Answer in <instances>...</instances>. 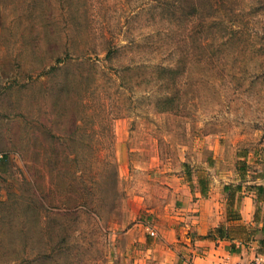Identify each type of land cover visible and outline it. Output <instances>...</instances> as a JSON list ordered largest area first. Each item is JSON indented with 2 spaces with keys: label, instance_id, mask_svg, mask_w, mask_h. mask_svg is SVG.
<instances>
[{
  "label": "rangeland",
  "instance_id": "374dc122",
  "mask_svg": "<svg viewBox=\"0 0 264 264\" xmlns=\"http://www.w3.org/2000/svg\"><path fill=\"white\" fill-rule=\"evenodd\" d=\"M134 157L264 179V0H0V264H130Z\"/></svg>",
  "mask_w": 264,
  "mask_h": 264
},
{
  "label": "crops",
  "instance_id": "0c3cea01",
  "mask_svg": "<svg viewBox=\"0 0 264 264\" xmlns=\"http://www.w3.org/2000/svg\"><path fill=\"white\" fill-rule=\"evenodd\" d=\"M137 159L131 160L147 169L150 184L160 173V219L156 237L137 229L140 242L130 264H264V179L223 174L206 160L157 159L144 166Z\"/></svg>",
  "mask_w": 264,
  "mask_h": 264
},
{
  "label": "built area",
  "instance_id": "2783aa9c",
  "mask_svg": "<svg viewBox=\"0 0 264 264\" xmlns=\"http://www.w3.org/2000/svg\"><path fill=\"white\" fill-rule=\"evenodd\" d=\"M146 229L150 235H156V232L154 229H152L150 226H146ZM235 264H242V263H235Z\"/></svg>",
  "mask_w": 264,
  "mask_h": 264
},
{
  "label": "trees",
  "instance_id": "16d2710c",
  "mask_svg": "<svg viewBox=\"0 0 264 264\" xmlns=\"http://www.w3.org/2000/svg\"><path fill=\"white\" fill-rule=\"evenodd\" d=\"M219 229V228H218ZM260 245H261V247L260 248H262L263 249V251H264V237L263 238H261L260 239Z\"/></svg>",
  "mask_w": 264,
  "mask_h": 264
}]
</instances>
